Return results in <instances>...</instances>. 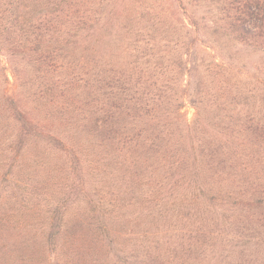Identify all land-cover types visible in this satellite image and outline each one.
<instances>
[{
    "label": "trees",
    "instance_id": "trees-1",
    "mask_svg": "<svg viewBox=\"0 0 264 264\" xmlns=\"http://www.w3.org/2000/svg\"><path fill=\"white\" fill-rule=\"evenodd\" d=\"M0 264H264V0H0Z\"/></svg>",
    "mask_w": 264,
    "mask_h": 264
},
{
    "label": "rangeland",
    "instance_id": "rangeland-1",
    "mask_svg": "<svg viewBox=\"0 0 264 264\" xmlns=\"http://www.w3.org/2000/svg\"><path fill=\"white\" fill-rule=\"evenodd\" d=\"M2 60H3V63H5V59L3 57H2ZM10 82H12L11 77H10ZM194 112H195L194 108L188 103L187 100H185L184 106L181 110V114L188 123L191 122Z\"/></svg>",
    "mask_w": 264,
    "mask_h": 264
}]
</instances>
